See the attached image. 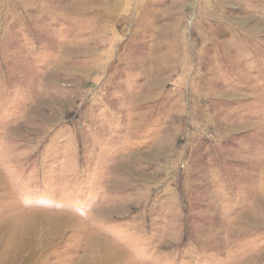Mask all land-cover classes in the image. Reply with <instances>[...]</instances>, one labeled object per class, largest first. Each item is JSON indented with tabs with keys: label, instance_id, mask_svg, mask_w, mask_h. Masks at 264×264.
I'll use <instances>...</instances> for the list:
<instances>
[{
	"label": "rangeland",
	"instance_id": "374dc122",
	"mask_svg": "<svg viewBox=\"0 0 264 264\" xmlns=\"http://www.w3.org/2000/svg\"><path fill=\"white\" fill-rule=\"evenodd\" d=\"M0 264H264V0H0Z\"/></svg>",
	"mask_w": 264,
	"mask_h": 264
}]
</instances>
